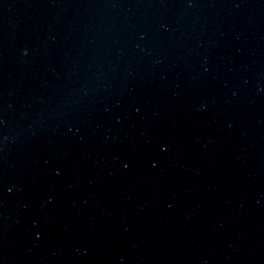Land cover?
<instances>
[{
    "label": "water",
    "instance_id": "water-1",
    "mask_svg": "<svg viewBox=\"0 0 264 264\" xmlns=\"http://www.w3.org/2000/svg\"><path fill=\"white\" fill-rule=\"evenodd\" d=\"M134 264H264V0H19Z\"/></svg>",
    "mask_w": 264,
    "mask_h": 264
}]
</instances>
